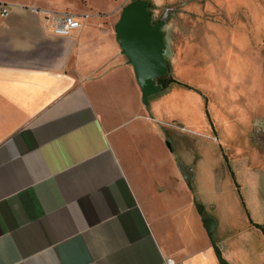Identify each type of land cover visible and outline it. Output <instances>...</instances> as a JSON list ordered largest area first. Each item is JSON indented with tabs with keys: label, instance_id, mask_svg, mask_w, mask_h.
<instances>
[{
	"label": "crops",
	"instance_id": "1",
	"mask_svg": "<svg viewBox=\"0 0 264 264\" xmlns=\"http://www.w3.org/2000/svg\"><path fill=\"white\" fill-rule=\"evenodd\" d=\"M238 1L207 8L221 12L205 27L208 72L227 92L213 104L222 124L227 106H260L264 93V0ZM11 5L0 17V264H219L214 245L230 264H264V133L234 159L223 154L238 197L221 196L217 182V201L198 200L202 156L169 128L180 122L177 84L143 104L117 12L106 21L76 11L83 27L62 37L38 6ZM184 43L176 75L197 54L194 35ZM214 56L226 59L222 70ZM208 127L219 132L212 118Z\"/></svg>",
	"mask_w": 264,
	"mask_h": 264
},
{
	"label": "rangeland",
	"instance_id": "2",
	"mask_svg": "<svg viewBox=\"0 0 264 264\" xmlns=\"http://www.w3.org/2000/svg\"><path fill=\"white\" fill-rule=\"evenodd\" d=\"M133 1L135 0H11L10 2L11 4L22 2L36 5L38 8L50 9L59 13L77 11L87 15H96L107 21L109 16L115 12L120 17L122 10ZM144 1L148 2L155 23L164 20L163 29L169 47L167 62L170 67L167 76L178 80L177 86L174 85L171 89L177 87L179 91L177 93H180L177 94V98L182 110L180 113L176 110V113H179L180 122L178 124L169 123V128L180 133L182 147H192L198 161L200 155L202 156V159L194 164L193 169L195 177L192 186L195 192L198 191V200L201 198L206 202L217 201L219 197L211 189L217 186V182L220 184L221 196L231 193L238 197V192L235 191V179L224 161L223 154L234 159L237 151L244 150L248 142L253 144L260 135H263L264 131L261 127L264 125V93L260 106L238 107L235 111H231L227 106L224 109L226 122L222 124L216 118L213 104L220 93L225 97L227 92H221L223 88L222 83L218 81L219 78L212 77L213 75L208 72V60L213 51L211 42H207L205 27L209 20H221V12H207L209 0ZM231 2L232 6L237 9L239 1L231 0ZM197 23L199 24L198 30L192 31V26ZM191 34L197 38V54H188V57L180 62L179 74L176 75L173 65L176 46L182 42L184 45ZM213 58L216 68L222 70L226 59L221 60L217 56ZM209 96L213 102H209ZM243 111L248 114V117L240 115ZM210 117L214 120L218 133L207 128L208 122L211 124ZM247 138L249 141L246 140ZM211 173H213V178ZM214 214L217 217L219 215Z\"/></svg>",
	"mask_w": 264,
	"mask_h": 264
},
{
	"label": "water",
	"instance_id": "3",
	"mask_svg": "<svg viewBox=\"0 0 264 264\" xmlns=\"http://www.w3.org/2000/svg\"><path fill=\"white\" fill-rule=\"evenodd\" d=\"M148 6V2L144 0H135L128 4L122 10L115 29L121 52L133 67L145 106L149 105L151 97L163 90L159 80L165 78L169 72V47L163 29L164 20L155 23ZM181 170L185 181L189 183L193 178L191 169L181 167ZM197 209L201 211L202 207L197 205ZM205 225L208 234H212L217 223L208 218ZM213 248L219 264H230L217 245Z\"/></svg>",
	"mask_w": 264,
	"mask_h": 264
},
{
	"label": "built area",
	"instance_id": "4",
	"mask_svg": "<svg viewBox=\"0 0 264 264\" xmlns=\"http://www.w3.org/2000/svg\"><path fill=\"white\" fill-rule=\"evenodd\" d=\"M11 4L0 2V17L7 18L11 14ZM37 12L43 15L44 23L47 28L52 30V33L57 36L68 37L74 32L83 27V22L80 17L73 13H59L52 10L39 9ZM168 264H174L172 259H169Z\"/></svg>",
	"mask_w": 264,
	"mask_h": 264
},
{
	"label": "trees",
	"instance_id": "5",
	"mask_svg": "<svg viewBox=\"0 0 264 264\" xmlns=\"http://www.w3.org/2000/svg\"><path fill=\"white\" fill-rule=\"evenodd\" d=\"M159 83L161 84L163 89H166L170 84H177L178 81L173 79L171 76H166L165 78L159 80Z\"/></svg>",
	"mask_w": 264,
	"mask_h": 264
},
{
	"label": "flooded vegetation",
	"instance_id": "6",
	"mask_svg": "<svg viewBox=\"0 0 264 264\" xmlns=\"http://www.w3.org/2000/svg\"><path fill=\"white\" fill-rule=\"evenodd\" d=\"M149 7V6H148ZM150 10V8H148Z\"/></svg>",
	"mask_w": 264,
	"mask_h": 264
}]
</instances>
